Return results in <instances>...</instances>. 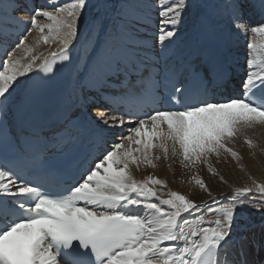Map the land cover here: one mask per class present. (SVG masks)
I'll return each instance as SVG.
<instances>
[{"label":"snow or ice","instance_id":"1","mask_svg":"<svg viewBox=\"0 0 264 264\" xmlns=\"http://www.w3.org/2000/svg\"><path fill=\"white\" fill-rule=\"evenodd\" d=\"M241 44L237 89L217 98ZM0 48V264H240L236 211H264V182L216 197L196 175L210 198L197 203L133 169L178 160L215 175L211 156L241 159L238 136L257 147L246 132L264 127V0H0ZM85 128L113 140L66 175Z\"/></svg>","mask_w":264,"mask_h":264},{"label":"bare ground","instance_id":"2","mask_svg":"<svg viewBox=\"0 0 264 264\" xmlns=\"http://www.w3.org/2000/svg\"><path fill=\"white\" fill-rule=\"evenodd\" d=\"M27 2L29 5L36 4L43 6L45 5L46 0H27ZM16 15L20 18H24L27 13L17 9ZM94 15L95 9H86L85 15L82 17L80 24L81 39H83V36L87 33L88 26L91 24ZM56 48V44H53L51 48L46 45H42L39 51L44 55H47L49 51L55 50ZM77 48H79V45H77ZM235 54L239 58V64L244 66L245 50L242 44L235 50ZM0 56H3V48H0ZM74 75L70 78L74 79ZM26 82L27 81L21 80V84ZM15 88L16 91L13 95V99L19 100L21 85L18 84L15 86ZM97 111H99V109H97ZM97 113H94L93 115ZM260 128L264 129V127L257 126L255 128H251V130H253L251 133L250 129H248L246 132V135L250 133V138H253L252 140L254 143L257 142L258 138H260L259 136L264 133L262 132L264 130ZM234 144L238 146V149L241 147V155L250 153V149L245 142L244 135L238 136ZM220 157H225V160L220 161ZM220 157L217 158L215 155L210 157V164L212 168L217 174L220 175H218V180L215 176L213 177V174L209 171L207 164L200 163L196 168L189 170L182 168L178 160L164 161L161 159L157 162V167L155 169L151 167H142L140 170H136L134 168L133 174L137 179H143L145 176L153 174L167 181L168 188L165 189V191L171 189L173 191L181 192L182 194L188 195L189 198L195 200L197 203H200L201 201H208L210 198L207 192L200 189L199 186L194 183L192 177L196 175L202 177L205 180L208 189H210L213 196L216 197L232 193L235 188L231 187L230 184L234 183L235 181L237 184H246V182L252 183V174L264 182V166L251 168L240 164L239 167L243 166V168L239 170L238 167L234 166V163H231L230 167H227L228 162L226 164L224 163L225 161L230 160V154L222 152ZM219 161L221 163H219ZM228 165H230V163ZM235 167L238 169V171L234 170ZM255 176L253 177L256 178ZM221 177H223V180H221ZM257 211L258 210L256 207L252 206L251 204H245V206L237 209L236 219L233 224L232 239L228 247V255L230 258H235V260L242 263L246 262V264H259L262 260V264H264V216L257 217ZM251 225L253 226L252 228ZM249 249L254 250L255 253L250 252ZM259 252H263V255Z\"/></svg>","mask_w":264,"mask_h":264},{"label":"rangeland","instance_id":"3","mask_svg":"<svg viewBox=\"0 0 264 264\" xmlns=\"http://www.w3.org/2000/svg\"><path fill=\"white\" fill-rule=\"evenodd\" d=\"M260 129H262V128H260ZM262 130H264V129H262ZM253 130H251L250 129V133L252 132ZM262 132H264V131H262ZM261 132V133H262ZM250 133H248L246 136L247 137H249L250 138ZM256 133V132H255ZM264 133H262V137L261 136H259L260 138H258V141L257 142H255V144L257 145V147L255 148V149H252V148H249L250 149V153H248V154H246V155H241V147L238 149V146L237 145H235L234 143H232L231 145H229V147H231V146H233V148H234V150L236 149V151L238 152V153H240V157H241V159L239 160V162L237 161V160H235L234 158H229L230 160H228V161H225L224 163L226 164L227 162V167H230L231 166V163L233 164L234 163V166H236V167H238V169L240 170V169H242L243 168V166H248V167H251V168H254V167H259V166H264V151H261V149H264V135H263ZM251 140L253 139L252 137L250 138ZM253 141V140H252ZM234 144V145H233ZM245 147H246V145H245ZM253 153H254V155H253ZM220 159V161H224L225 160V157L224 158H219ZM234 159V160H233ZM219 161V163H221ZM232 161V162H231ZM234 161V162H233ZM230 163V165H228ZM243 165V166H240L239 167V165ZM236 167L234 168V170L235 171H238V169H236ZM222 169V168H221ZM245 170H246V168H245ZM216 173V172H215ZM250 173V172H249ZM246 174H247V172H246ZM219 174H213V177L215 176L216 178H217V180L219 179V176H218ZM252 176V179H255V180H257L258 182H262V180L261 179H259V178H257L255 175H251ZM253 176H255L256 178H254ZM231 185V187H233V188H237V187H241V186H245V185H248V186H251V183H248V182H246V184H237V182L235 181L234 183H231L230 184ZM258 212V215H257V217H260V216H264V214H263V211H257ZM259 219V218H258ZM249 251L250 252H252V253H255V251L254 250H250L249 249ZM260 254H262L263 255V252H259ZM232 259H235V258H232ZM259 264H262V260L260 261V263Z\"/></svg>","mask_w":264,"mask_h":264}]
</instances>
